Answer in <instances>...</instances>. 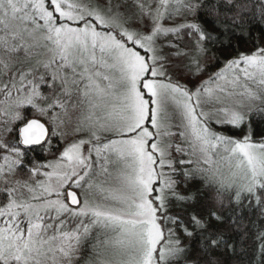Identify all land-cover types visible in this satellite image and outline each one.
Here are the masks:
<instances>
[{"label":"snow or ice","instance_id":"snow-or-ice-1","mask_svg":"<svg viewBox=\"0 0 264 264\" xmlns=\"http://www.w3.org/2000/svg\"><path fill=\"white\" fill-rule=\"evenodd\" d=\"M0 264H264V0H0Z\"/></svg>","mask_w":264,"mask_h":264},{"label":"trees","instance_id":"trees-1","mask_svg":"<svg viewBox=\"0 0 264 264\" xmlns=\"http://www.w3.org/2000/svg\"><path fill=\"white\" fill-rule=\"evenodd\" d=\"M245 46H251V47H252V45L249 44V43H243V44L241 45L242 49H243Z\"/></svg>","mask_w":264,"mask_h":264},{"label":"rangeland","instance_id":"rangeland-1","mask_svg":"<svg viewBox=\"0 0 264 264\" xmlns=\"http://www.w3.org/2000/svg\"><path fill=\"white\" fill-rule=\"evenodd\" d=\"M251 46H245L243 49H250Z\"/></svg>","mask_w":264,"mask_h":264}]
</instances>
